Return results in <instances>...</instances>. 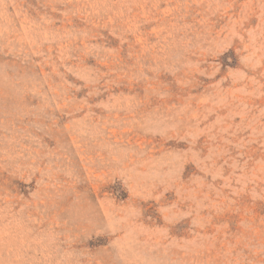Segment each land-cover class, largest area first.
Wrapping results in <instances>:
<instances>
[{
    "label": "rangeland",
    "instance_id": "374dc122",
    "mask_svg": "<svg viewBox=\"0 0 264 264\" xmlns=\"http://www.w3.org/2000/svg\"><path fill=\"white\" fill-rule=\"evenodd\" d=\"M0 264H264V0H0Z\"/></svg>",
    "mask_w": 264,
    "mask_h": 264
}]
</instances>
